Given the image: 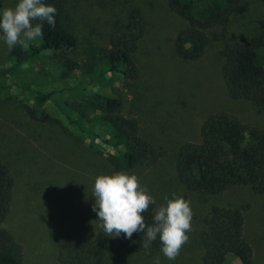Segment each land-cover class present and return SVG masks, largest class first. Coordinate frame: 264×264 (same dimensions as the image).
<instances>
[{
  "label": "trees",
  "instance_id": "trees-1",
  "mask_svg": "<svg viewBox=\"0 0 264 264\" xmlns=\"http://www.w3.org/2000/svg\"><path fill=\"white\" fill-rule=\"evenodd\" d=\"M165 1L167 9L186 23L173 39V51L187 62L203 55L213 29L227 26L233 14L246 10L243 0ZM42 2L56 8L55 27L44 22L42 39L29 41L27 47L16 45L0 61V98H17L12 93L17 89L22 93L17 100L29 118L55 120L77 140L90 139L96 147L107 148L112 174L140 167L153 169L166 151L144 133L135 113L124 110L122 92L129 80L139 76L137 50L147 32L146 10L129 0H99L102 7L115 11L116 17L109 21L104 43L79 62L69 55L78 41L67 20L68 0ZM220 54V72L228 95L248 101L257 113H264V32L226 42ZM52 84L56 85L46 88ZM172 166L177 185L201 204L233 187H247L263 198L264 211V129L256 124L224 110L206 114L197 138L177 145ZM12 186L10 171L0 160V264H24L21 244L3 226ZM155 201L142 214L146 225L153 223L159 206ZM246 208L209 207L197 234L202 264H230L231 260L255 264L253 245L245 235ZM98 222L93 237L60 246L56 264H114L116 250L147 256L161 252L158 237L145 249L144 233H134L130 239L123 233L110 238Z\"/></svg>",
  "mask_w": 264,
  "mask_h": 264
},
{
  "label": "rangeland",
  "instance_id": "rangeland-1",
  "mask_svg": "<svg viewBox=\"0 0 264 264\" xmlns=\"http://www.w3.org/2000/svg\"><path fill=\"white\" fill-rule=\"evenodd\" d=\"M129 1L144 7L148 24L137 50L139 76L128 81L132 86L123 87V107L139 117L144 133L162 144L166 153L153 169L140 167L126 173L135 174L159 205L173 193L189 200L193 218L189 239L175 260L167 259L162 251L147 256L116 250L113 263L154 264L159 257L160 264H202L197 234L203 226V215L212 204H219L247 206L245 235L253 245L255 264H264L263 198L247 187H233L201 204L177 185L172 166L177 145L197 138L199 123L206 114L224 110L264 129V113H257L248 101L232 99L220 72V50L226 42L264 32V3L243 0L246 10L233 14L227 26L213 29L203 55L187 62L173 51V39L186 23L167 9L166 1ZM16 3L0 0V10ZM68 3L67 20L78 41L69 55L83 62L88 52L104 43L115 11L102 7L99 0ZM9 50L0 34V61ZM56 70L53 68L54 73ZM18 72L23 74L21 69ZM12 93L22 98L19 90ZM17 98H0V160L13 179L3 226L21 244L24 264H56L60 246L91 238L98 230L97 215L92 210L93 188L97 176L112 174L108 150L96 147L90 139L77 140L55 120L29 118ZM48 109L52 112L53 106ZM230 264L238 263L231 260Z\"/></svg>",
  "mask_w": 264,
  "mask_h": 264
},
{
  "label": "clouds",
  "instance_id": "clouds-1",
  "mask_svg": "<svg viewBox=\"0 0 264 264\" xmlns=\"http://www.w3.org/2000/svg\"><path fill=\"white\" fill-rule=\"evenodd\" d=\"M56 8L42 0H17L14 7L0 10V34L9 49L16 45L27 47L29 41L43 38V23L55 27ZM92 210L101 221L106 236L116 238L124 234L130 239L134 233H144L143 247L148 249L159 238L161 251L169 260H175L187 243L192 230L191 202L172 194L156 207L153 223L146 225L144 216L155 199L135 174L116 172L99 175L93 188ZM154 264H160L159 257Z\"/></svg>",
  "mask_w": 264,
  "mask_h": 264
}]
</instances>
